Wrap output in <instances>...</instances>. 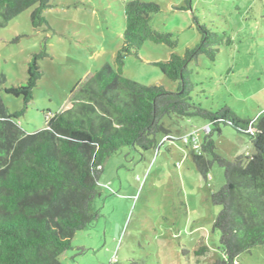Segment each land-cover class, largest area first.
Listing matches in <instances>:
<instances>
[{
	"label": "rangeland",
	"instance_id": "1",
	"mask_svg": "<svg viewBox=\"0 0 264 264\" xmlns=\"http://www.w3.org/2000/svg\"><path fill=\"white\" fill-rule=\"evenodd\" d=\"M130 0H50L43 11L46 24L31 25V6L0 28V72L5 86L26 81L27 62L45 45L48 56L38 65L42 77L33 89L26 112L18 118L27 133L42 129L45 114L70 107L72 88L106 63L113 66L122 44L123 3ZM154 2L160 11L150 24L177 40L174 50L146 41L137 55L124 58L122 75L143 85L175 90L177 83L151 64L170 52L183 54L198 44L200 35L193 14L213 31H225L229 45H220L215 60L200 55L189 64L192 102L211 111L227 106L245 119L264 111V0H191V10L180 9L185 0ZM10 111L23 106L21 97L1 91ZM168 134L157 135L156 148L124 146L104 163L93 206L97 218L72 238L73 248L60 256L62 264H213L222 257L220 234L214 221L221 206L211 193L225 182L223 168L213 164L204 179L192 152L196 133L200 145L209 124L197 116H165ZM214 133L216 153L233 160L249 157L254 147L246 134L229 125ZM166 138H169L166 140ZM201 246L207 249L197 253ZM238 264H264V246L241 253Z\"/></svg>",
	"mask_w": 264,
	"mask_h": 264
},
{
	"label": "trees",
	"instance_id": "2",
	"mask_svg": "<svg viewBox=\"0 0 264 264\" xmlns=\"http://www.w3.org/2000/svg\"><path fill=\"white\" fill-rule=\"evenodd\" d=\"M34 5L30 20L37 28L47 23L43 11L52 7L50 0H0V28ZM180 9L191 10V0ZM123 11L122 44L113 66L106 63L79 81L70 92V107L47 112L42 129L27 133L17 120L42 77L38 61L48 56L45 45L27 62L25 82L5 86L0 72V93L23 101L19 110L10 111L0 94V264H62L60 256L73 248L74 234L97 218L93 202L106 159L124 146L158 147L157 135L168 134L162 119L170 115L207 120L202 143L193 147V160L204 179L213 164L223 168L225 182L211 193L212 203L221 206L214 230L220 234L222 257L213 264H238L241 253L264 246V111L245 119L227 106L211 111L191 100L189 64L197 63L200 55L215 60L219 46L231 43L229 35L213 31L193 14L198 44L151 62L177 88L143 85L122 75L125 56L137 55L146 41L174 50L177 40L152 28L158 4L130 0L123 3ZM221 125L248 135L254 153L233 160L218 155L213 134H220ZM206 249L201 246L197 253Z\"/></svg>",
	"mask_w": 264,
	"mask_h": 264
},
{
	"label": "built area",
	"instance_id": "3",
	"mask_svg": "<svg viewBox=\"0 0 264 264\" xmlns=\"http://www.w3.org/2000/svg\"><path fill=\"white\" fill-rule=\"evenodd\" d=\"M206 130H208V128H206ZM184 140H185V142H188L189 140L193 141L194 142V146L193 147L194 148L197 147V143H195L196 142V133L195 132H191L188 135H186L184 137Z\"/></svg>",
	"mask_w": 264,
	"mask_h": 264
},
{
	"label": "clouds",
	"instance_id": "4",
	"mask_svg": "<svg viewBox=\"0 0 264 264\" xmlns=\"http://www.w3.org/2000/svg\"><path fill=\"white\" fill-rule=\"evenodd\" d=\"M207 128H208V126H207Z\"/></svg>",
	"mask_w": 264,
	"mask_h": 264
},
{
	"label": "crops",
	"instance_id": "5",
	"mask_svg": "<svg viewBox=\"0 0 264 264\" xmlns=\"http://www.w3.org/2000/svg\"><path fill=\"white\" fill-rule=\"evenodd\" d=\"M208 126V125H207ZM207 128V127H206Z\"/></svg>",
	"mask_w": 264,
	"mask_h": 264
}]
</instances>
